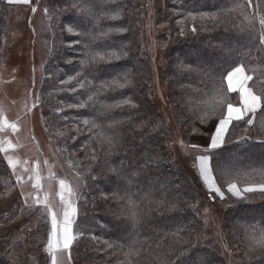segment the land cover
Instances as JSON below:
<instances>
[{
  "label": "trees",
  "instance_id": "trees-1",
  "mask_svg": "<svg viewBox=\"0 0 264 264\" xmlns=\"http://www.w3.org/2000/svg\"><path fill=\"white\" fill-rule=\"evenodd\" d=\"M149 1L41 0L51 31L38 98L43 123L83 182L72 260L264 264V190L228 191L264 183V99L254 115L231 123L221 146L209 148L227 103H239L222 82L227 72L242 65L264 97V0H153L159 42L170 43L161 76L179 130L197 152L192 165L174 149V130L154 99ZM12 13L13 4L0 0V64ZM203 152L223 198L194 166ZM10 175L0 150V198ZM209 206H216L212 224L222 239L207 229ZM28 213L19 202L0 206V264L50 263L42 209L2 229Z\"/></svg>",
  "mask_w": 264,
  "mask_h": 264
},
{
  "label": "rangeland",
  "instance_id": "rangeland-1",
  "mask_svg": "<svg viewBox=\"0 0 264 264\" xmlns=\"http://www.w3.org/2000/svg\"><path fill=\"white\" fill-rule=\"evenodd\" d=\"M149 2L147 47L153 62L156 85L154 99L174 130V149L187 160L188 165H192V154L197 152L189 148L179 130L170 105L168 87L161 76L170 43L162 45L159 42V31L154 23L153 0ZM12 4L13 13L4 43L5 58L0 64V150L9 165L11 175L9 189L0 198V206L7 208L19 202L29 213L28 216H15L12 222L2 229L7 230L16 224H23L37 210L42 209L49 218L51 232V213H56L58 222H62L66 202L70 201L76 209L72 216V235L75 239L74 219L83 182L62 157L57 141L47 133L43 123L45 110H42L38 99L47 60V42L51 35L48 11L41 0ZM194 166L199 171L198 161ZM236 186L239 190V195L236 196L242 195L246 189L264 190V183ZM206 187L208 188L207 185ZM217 207L219 210L224 206L217 204ZM214 208L209 206L205 211L206 225L209 233L219 236L221 226L212 224L215 217ZM219 238L222 239L220 236ZM74 239L69 248H61L56 253L57 264L75 263L70 253ZM47 243L45 252H48ZM224 251L228 257L229 251ZM49 264H52L51 255Z\"/></svg>",
  "mask_w": 264,
  "mask_h": 264
},
{
  "label": "snow or ice",
  "instance_id": "snow-or-ice-1",
  "mask_svg": "<svg viewBox=\"0 0 264 264\" xmlns=\"http://www.w3.org/2000/svg\"><path fill=\"white\" fill-rule=\"evenodd\" d=\"M12 2L28 3L29 0H9ZM68 31L71 32L72 28L69 27ZM252 80V77L245 74L244 67L237 66L233 70L227 72L226 76L222 78V82L226 81L227 92H238L240 96V107H234L231 103H227V115L224 119L220 120L218 126L215 129V133L211 136V142L209 148L215 149L223 143L224 133L227 131V127L233 120H242L248 113H255L258 108L261 107L262 99L264 97L254 94L253 90L248 86V81ZM220 99L218 103L223 105L226 101L225 90L219 89L216 93ZM87 123V121H85ZM251 124L252 120H248ZM14 127V126H13ZM195 147V146H193ZM199 172L203 177L205 184L210 191H214L223 198V193L219 187L215 186L214 178L211 174V168L209 166V157L200 156L197 157ZM63 187V182L61 181ZM252 189H246L251 191ZM69 193L71 189L68 190ZM228 191L233 192L235 195H239V190L235 184H230ZM63 199V197H62ZM76 209L73 207L70 201L66 202V207L63 211V220L58 222L56 213H51L52 216V231L49 234L46 250L51 255L52 264H57L56 253L62 249H67L74 239L72 235V216L75 214Z\"/></svg>",
  "mask_w": 264,
  "mask_h": 264
},
{
  "label": "crops",
  "instance_id": "crops-1",
  "mask_svg": "<svg viewBox=\"0 0 264 264\" xmlns=\"http://www.w3.org/2000/svg\"><path fill=\"white\" fill-rule=\"evenodd\" d=\"M244 69H245V68H244ZM245 74H246V75H249V74L247 73L246 70H245ZM249 76H250V75H249ZM249 82H250V81H248V86L250 87ZM250 88H251V87H250ZM251 89H252V88H251ZM232 93H237L238 96H239V93H238V92H232ZM254 94H256V93H254ZM256 95H258V94H256ZM232 105H233L234 107H240V96H239V103H238V104H232ZM261 105H262V103H261ZM259 109H260V108H258L256 111H258ZM254 114H255V113H248V114H246V115L244 116V118H245V117H248V116H250V115H254ZM226 115H227V112H226ZM226 115H225L222 119H224V118L226 117ZM222 119H221V120H222ZM233 121H235V120H233ZM233 121H232V122H233ZM219 122H220V121H219ZM232 122H231V123H232ZM218 124H219V123H218ZM230 125H231V124L228 125V127H227V131H228ZM217 126H218V125H217ZM227 131L224 133V136H223V142H224V140H225V136H226V134H227ZM222 144H223V143H222ZM222 144H221V145H222ZM221 145H220V146H221ZM203 155H204V154H203ZM203 155H202V156H203ZM205 155H207V154H205ZM205 155H204V156H205ZM207 157H208V156H207ZM209 166H210V162H209ZM235 185H237V184H235ZM255 190H258V189H255Z\"/></svg>",
  "mask_w": 264,
  "mask_h": 264
}]
</instances>
